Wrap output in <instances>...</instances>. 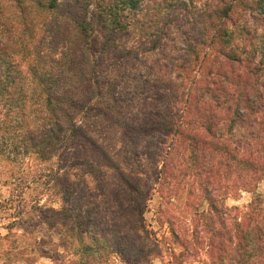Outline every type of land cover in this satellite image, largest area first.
<instances>
[{
    "label": "trees",
    "instance_id": "1",
    "mask_svg": "<svg viewBox=\"0 0 264 264\" xmlns=\"http://www.w3.org/2000/svg\"><path fill=\"white\" fill-rule=\"evenodd\" d=\"M250 2L0 0V157L13 168L0 264L47 254L17 230L36 219L32 186L58 205L35 202L39 223L69 242L53 264L162 259L155 193L177 263L264 264V196L226 205L264 181V0Z\"/></svg>",
    "mask_w": 264,
    "mask_h": 264
},
{
    "label": "rangeland",
    "instance_id": "2",
    "mask_svg": "<svg viewBox=\"0 0 264 264\" xmlns=\"http://www.w3.org/2000/svg\"><path fill=\"white\" fill-rule=\"evenodd\" d=\"M205 1L206 0H201V2H205ZM251 1L254 2V0ZM252 2H250V4ZM253 18H250L249 22H247L246 24L247 26L246 28H250L251 32L259 28V24ZM247 34L248 32L246 29H241V32L239 33L238 37L245 38ZM12 173H13L12 166L3 158L0 157V200L2 201L10 198L13 192V186L10 184V182L12 181V177H11ZM31 181L32 179H29L28 183H30ZM47 193L48 192L45 190L43 186H39V187L32 186V188L27 191L26 198L28 201L29 209L30 207L35 206V210H32L31 213L32 215L35 216L36 219L34 222H32L29 219L27 221L26 219L27 217H25L23 222H21L23 224L22 227L17 228L19 232H26L30 236H32L33 234L35 236V239L38 241L39 248L47 252L46 255H38L37 264H53L56 254L57 253L65 254L69 247V242L66 237L53 233L52 231H50V229L47 226L39 223L38 216L40 215V212H38L39 210L37 209L39 203L41 206L50 205V206L58 207L57 204H51L50 202L47 203V197H46ZM256 195L264 196V181H261L259 183L256 194L250 192H241L239 194H234L226 200V205L228 207L237 206L240 208H247ZM37 201H39V203L35 204V202ZM164 204L165 202L161 199V197L157 193H155L152 201L150 202L149 212L146 214V219L151 230L156 232L157 238H159L160 240H164L163 241L164 256L162 259L156 260L154 264H179L175 261V259H173V255L175 253L172 252H176V254H180L181 249L179 247H175V248L172 247V245L170 244L171 237L170 234L168 233V226L165 225V227H161L158 222V218L160 216L159 210L160 208L164 207ZM0 232L6 233V231L1 228H0ZM164 237L169 238V240L163 239ZM116 264H127V263H122V262L120 263V261L119 262L117 261ZM184 264H208V263L206 258L204 256H201L195 259L192 258L186 259Z\"/></svg>",
    "mask_w": 264,
    "mask_h": 264
}]
</instances>
